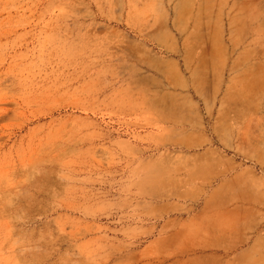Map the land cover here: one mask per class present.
<instances>
[{
	"label": "rangeland",
	"instance_id": "1",
	"mask_svg": "<svg viewBox=\"0 0 264 264\" xmlns=\"http://www.w3.org/2000/svg\"><path fill=\"white\" fill-rule=\"evenodd\" d=\"M0 264H264V0H0Z\"/></svg>",
	"mask_w": 264,
	"mask_h": 264
}]
</instances>
